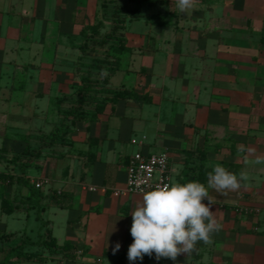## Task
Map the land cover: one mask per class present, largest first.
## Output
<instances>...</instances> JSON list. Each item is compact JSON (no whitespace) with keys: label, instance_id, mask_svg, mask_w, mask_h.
I'll list each match as a JSON object with an SVG mask.
<instances>
[{"label":"crops","instance_id":"crops-1","mask_svg":"<svg viewBox=\"0 0 264 264\" xmlns=\"http://www.w3.org/2000/svg\"><path fill=\"white\" fill-rule=\"evenodd\" d=\"M116 21L126 47L99 44ZM94 58L112 61L97 75L100 88L149 100L91 104L89 116L69 121L64 141L41 146L61 118L54 101L72 104ZM27 148H40L26 171L31 182L71 195L66 207L44 201L42 233L74 249L30 246L15 264H130L131 213L142 193L114 191L125 187L135 155L158 152L170 156L173 183L207 186L215 164L249 179L227 197L209 189L221 225L210 244L149 264H264V163L255 162L264 158V0H196L190 14L173 0H0V233L36 241V209L5 205L29 196L6 178L21 175L15 158Z\"/></svg>","mask_w":264,"mask_h":264},{"label":"clouds","instance_id":"clouds-1","mask_svg":"<svg viewBox=\"0 0 264 264\" xmlns=\"http://www.w3.org/2000/svg\"><path fill=\"white\" fill-rule=\"evenodd\" d=\"M195 4L196 0H173V6L179 13L190 14ZM243 151V147H238V152ZM255 162L264 163V158L258 157ZM248 179L244 170L237 175L221 164H215L207 173V186L192 181L156 185L152 190L144 191L142 200L131 213L133 224L130 232L134 242L127 254L130 264L137 259L142 261L145 255L151 257L153 253L156 260L169 258L176 261L181 254L189 258L197 250V242L210 244L211 235L218 233L221 225L216 218L219 210L211 211L218 201L210 195L209 189L227 197L229 192H238L242 187H247ZM205 198L207 204L203 203ZM120 247L117 242L112 249L113 254Z\"/></svg>","mask_w":264,"mask_h":264},{"label":"trees","instance_id":"trees-1","mask_svg":"<svg viewBox=\"0 0 264 264\" xmlns=\"http://www.w3.org/2000/svg\"><path fill=\"white\" fill-rule=\"evenodd\" d=\"M119 21H116V25L112 30L97 39L99 44L108 43L111 40H118L120 47H126L123 38L120 35H117ZM88 67L87 74L82 78V84L80 85L77 97L74 99L72 104L67 108L61 107L62 99H56L54 102L58 104L59 111L61 114L60 121L56 127L47 134H42L40 140L42 141L41 146H52L59 142H62L66 139L67 134L71 131L69 125L70 120L84 119L91 114L90 109L87 107L91 104H97L98 109H102L104 104L108 101H115L119 97H133L136 100H149V96L137 94L131 92L129 89L124 90H110L107 88L99 87V79L97 78L100 70H107L112 68V61L107 58H94L91 63L86 65ZM94 70H98L94 72ZM100 92L111 93L112 96H99ZM39 149H25L21 156L15 158V161L21 171V175H8L6 178L10 183H18L22 186H25L29 189V196L25 199L18 200H8L5 202V205H9V208L23 209L29 211L30 209L35 208L37 213V218L40 221V235L38 240H32L30 237H20L14 238L12 234H3L0 233V253L3 254V257L0 259V264H15V262L21 258L31 256L30 252H27L26 249L30 246H41L45 248L51 254L63 253L65 255L70 254V251L74 247L70 244L59 245L57 240L54 237L46 236L45 233H42V230L45 226V220L43 219L41 213L45 209L47 203L52 200H56L57 205L60 207H66L69 205L71 200V195L69 193L58 194L55 192L45 193L41 188L36 187L26 176L27 169L33 165V157H36L39 154ZM188 180V179H187ZM185 183V181H183ZM113 256H117L113 254ZM155 256V253L150 257L146 255L144 264H149L151 259ZM121 257H119L120 259Z\"/></svg>","mask_w":264,"mask_h":264},{"label":"built area","instance_id":"built-area-1","mask_svg":"<svg viewBox=\"0 0 264 264\" xmlns=\"http://www.w3.org/2000/svg\"><path fill=\"white\" fill-rule=\"evenodd\" d=\"M126 175L125 187L116 189L115 195L143 193L152 190L156 185L172 184L170 156L167 152L137 154L128 164ZM35 186L41 187V184L35 183Z\"/></svg>","mask_w":264,"mask_h":264},{"label":"rangeland","instance_id":"rangeland-1","mask_svg":"<svg viewBox=\"0 0 264 264\" xmlns=\"http://www.w3.org/2000/svg\"><path fill=\"white\" fill-rule=\"evenodd\" d=\"M85 36H86V35H85ZM81 64H82V62L79 63L78 66H77V68H78L79 70H82V65H81ZM53 104H54V103H53ZM53 109H55V108L53 107Z\"/></svg>","mask_w":264,"mask_h":264}]
</instances>
